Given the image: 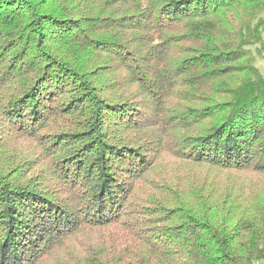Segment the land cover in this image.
<instances>
[{
	"label": "trees",
	"instance_id": "obj_1",
	"mask_svg": "<svg viewBox=\"0 0 264 264\" xmlns=\"http://www.w3.org/2000/svg\"><path fill=\"white\" fill-rule=\"evenodd\" d=\"M264 0H0V264H264Z\"/></svg>",
	"mask_w": 264,
	"mask_h": 264
},
{
	"label": "rangeland",
	"instance_id": "obj_2",
	"mask_svg": "<svg viewBox=\"0 0 264 264\" xmlns=\"http://www.w3.org/2000/svg\"><path fill=\"white\" fill-rule=\"evenodd\" d=\"M255 66L259 70V72L264 75V56L256 57Z\"/></svg>",
	"mask_w": 264,
	"mask_h": 264
}]
</instances>
